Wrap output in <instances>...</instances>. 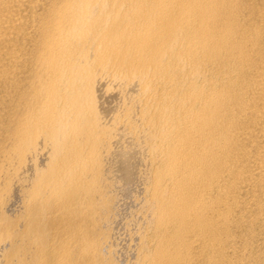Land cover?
I'll return each instance as SVG.
<instances>
[{
  "label": "bare ground",
  "instance_id": "obj_1",
  "mask_svg": "<svg viewBox=\"0 0 264 264\" xmlns=\"http://www.w3.org/2000/svg\"><path fill=\"white\" fill-rule=\"evenodd\" d=\"M0 264H264V0H0Z\"/></svg>",
  "mask_w": 264,
  "mask_h": 264
}]
</instances>
